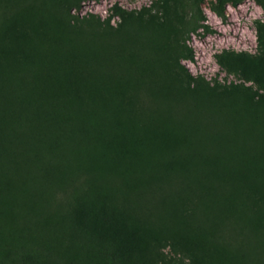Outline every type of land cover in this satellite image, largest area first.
I'll use <instances>...</instances> for the list:
<instances>
[{"label":"rangeland","instance_id":"rangeland-1","mask_svg":"<svg viewBox=\"0 0 264 264\" xmlns=\"http://www.w3.org/2000/svg\"><path fill=\"white\" fill-rule=\"evenodd\" d=\"M214 5L0 0V264H264V0Z\"/></svg>","mask_w":264,"mask_h":264},{"label":"trees","instance_id":"trees-1","mask_svg":"<svg viewBox=\"0 0 264 264\" xmlns=\"http://www.w3.org/2000/svg\"><path fill=\"white\" fill-rule=\"evenodd\" d=\"M242 0H215V5L212 8L214 13L220 17L222 20L226 19V13L225 8L227 4H231L235 6L237 3H239ZM185 29L183 30V34L194 33L198 34L199 29H202L204 31L209 32V28L206 24L201 23L200 18H198L197 13L193 10L191 17L185 24ZM182 57L188 60H193V55L191 52L182 53ZM237 224L231 222L227 223L224 221L222 224H219L217 227V231L214 235L213 242L215 244H219L221 246H226L229 250H233L234 248L236 250L242 249L243 247L246 249L254 248V238L252 237V234L250 232H242L241 228ZM44 256V257H43ZM47 257L46 252L41 251L37 255L34 254L31 256L34 263L37 262L39 259H42L43 261L47 260L44 259ZM49 261V260H48ZM47 261V263H48Z\"/></svg>","mask_w":264,"mask_h":264}]
</instances>
